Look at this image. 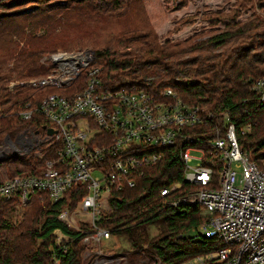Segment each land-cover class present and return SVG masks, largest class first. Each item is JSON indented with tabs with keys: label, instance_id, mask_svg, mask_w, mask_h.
I'll list each match as a JSON object with an SVG mask.
<instances>
[{
	"label": "trees",
	"instance_id": "16d2710c",
	"mask_svg": "<svg viewBox=\"0 0 264 264\" xmlns=\"http://www.w3.org/2000/svg\"><path fill=\"white\" fill-rule=\"evenodd\" d=\"M145 1L0 0V145L35 121H44L37 114L31 120L21 117L28 104L36 107L44 96L61 92L28 85L30 79L50 73V65L42 63V57L60 48L86 49L87 39L101 29L99 24L111 19L120 27L110 40H115L114 44L93 49L105 83L125 79L157 95L172 88L190 104L229 108L238 130L244 122L252 121L250 132L238 135L239 145L258 168L264 169V103H258L251 91L252 84L264 78V0H237L234 9L203 15L211 29L182 41H162L149 26L134 24L148 23ZM249 10L253 12L239 20ZM93 22L97 28L90 26ZM110 37L112 34L107 40ZM11 63L12 75L4 73ZM179 74L185 78L179 79ZM85 80L82 72L70 91L84 85ZM162 151L159 163L143 167L136 187L114 194L113 212L100 225L111 230L115 241L126 236L149 261L186 264L213 250L218 242H196L186 235L205 217L199 206L167 204L190 188L177 150L164 147ZM38 165L42 163L32 157L16 156L1 161L0 169L8 168L2 174L13 178L37 174L33 166ZM4 177L0 182L10 179ZM176 181L184 183L183 189L161 197L160 190ZM75 194L70 192L66 197L70 195L74 202ZM65 198L53 203L43 193H36L25 206L0 201V264H81V233L58 218ZM15 216L20 217L15 220ZM144 225L160 226L161 232L149 239L140 232ZM55 230L69 242L57 244Z\"/></svg>",
	"mask_w": 264,
	"mask_h": 264
},
{
	"label": "built area",
	"instance_id": "2783aa9c",
	"mask_svg": "<svg viewBox=\"0 0 264 264\" xmlns=\"http://www.w3.org/2000/svg\"><path fill=\"white\" fill-rule=\"evenodd\" d=\"M44 61L50 73L28 85L61 92L20 112L24 120L37 114L44 121L22 129L10 144L42 165L37 174L0 182V201L25 206L43 193L56 203L76 193L74 202L67 197L71 210H62L59 219L81 233L82 245H98L113 238L100 223L113 212L114 194L136 187L143 167L156 165L164 157L162 148L173 147L190 189L167 204L201 207L205 219L186 235L218 242L186 264H264V169L242 151L238 139L250 132L251 120L238 130L227 107L190 104L172 88L157 95L125 79L105 83L93 50L58 51ZM82 72L84 85L69 92ZM251 91L264 103V78ZM183 185L172 182L160 196L168 198Z\"/></svg>",
	"mask_w": 264,
	"mask_h": 264
},
{
	"label": "rangeland",
	"instance_id": "374dc122",
	"mask_svg": "<svg viewBox=\"0 0 264 264\" xmlns=\"http://www.w3.org/2000/svg\"><path fill=\"white\" fill-rule=\"evenodd\" d=\"M236 1L237 0H146V18L148 20V23L134 24L139 26H149L155 31V33L161 38L162 41H164L165 39H170L172 41H182L186 40L188 37L194 34L200 33L201 31L206 32L211 29L208 22L203 20V15L211 14L214 12H227L230 9L236 8ZM252 12L253 10H249L247 13L243 14L239 18V20H244ZM135 13L136 12H133L132 14ZM92 21H94V19H92ZM90 26L97 28V25L94 24V22L91 23ZM99 26H101V29L98 31V33L95 36L87 39L85 47L86 49H81V47H74L72 51L93 49L99 51L103 47L111 45V43L114 44L115 40H113L111 43L110 40L113 39V35H115L116 37L117 33H119L120 31L118 22L108 19L106 22L99 24ZM222 26L223 25H220V27ZM111 34L112 37L107 40V38ZM58 51L65 50L60 48L56 52ZM43 57L41 59V62L45 63L46 65L47 63L44 61ZM97 65L100 66L98 63ZM13 67L14 65L12 63L9 64L4 69V73L12 75L11 71L13 70ZM14 75L16 74L14 73ZM178 78L184 79L185 75L179 74ZM21 131L22 129L17 131L11 137L8 136L9 139L5 138L3 140L2 144L0 145V152L1 150L5 151V154L2 155V152L0 153V162L10 157L16 156L30 158L28 155L16 153L13 149V146L10 145L21 133ZM33 167L36 168L35 170H39L41 168L40 165ZM7 170L8 168L0 169V179L7 178L4 176H8L11 178L10 175L3 176L2 173ZM65 199L67 200L68 198L66 197ZM66 200L60 212L64 209H68L69 211L71 210L70 205L67 204ZM60 212L58 214V218H60ZM19 217L20 216H15V220L16 218L19 219ZM140 232L143 233V236L145 235L147 238L152 239L154 236L160 234L161 229L160 226L157 225H144ZM53 235L56 238V242H63V237L57 236V232L54 231ZM116 239L117 240L115 241L112 238L109 241L103 242L98 245H83L80 251L81 264H157V262L149 261L147 257H143L144 253L138 249L136 250V248H134L131 241H129L126 236H119ZM115 243H119V245L117 246ZM144 247H146V244H144ZM192 263L195 262L192 261ZM159 264H161L160 261Z\"/></svg>",
	"mask_w": 264,
	"mask_h": 264
},
{
	"label": "water",
	"instance_id": "95a60500",
	"mask_svg": "<svg viewBox=\"0 0 264 264\" xmlns=\"http://www.w3.org/2000/svg\"><path fill=\"white\" fill-rule=\"evenodd\" d=\"M48 132L51 134V133H54L55 131L52 129H49ZM6 139H9V137H6Z\"/></svg>",
	"mask_w": 264,
	"mask_h": 264
}]
</instances>
